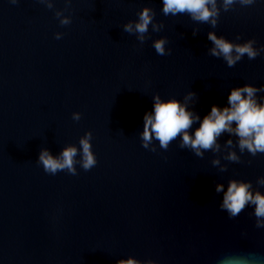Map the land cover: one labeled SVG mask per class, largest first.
Returning <instances> with one entry per match:
<instances>
[{
	"label": "water",
	"instance_id": "1",
	"mask_svg": "<svg viewBox=\"0 0 264 264\" xmlns=\"http://www.w3.org/2000/svg\"><path fill=\"white\" fill-rule=\"evenodd\" d=\"M215 2L213 25L165 15L162 0H0V264H264V219L251 205L230 217L215 191L235 180L264 192V153L228 132L202 156L179 137L167 149L140 138L156 94L195 92L201 118L246 84L264 104V0ZM145 9L148 31H125ZM209 33L260 54L229 67ZM88 133L90 170L79 156L75 174L37 163Z\"/></svg>",
	"mask_w": 264,
	"mask_h": 264
},
{
	"label": "clouds",
	"instance_id": "2",
	"mask_svg": "<svg viewBox=\"0 0 264 264\" xmlns=\"http://www.w3.org/2000/svg\"><path fill=\"white\" fill-rule=\"evenodd\" d=\"M17 0H13L16 3ZM235 0H224V8L227 10ZM165 15L188 13L194 20L200 22H211L215 24L218 16L215 0H162ZM241 3L249 4L252 0H241ZM152 22L150 10L145 9L140 15L135 27L126 25L124 30L144 34ZM67 23V21H64ZM195 34V33H194ZM59 38V36L57 37ZM213 48L210 54L222 56L229 67L234 66L245 54L249 59H255L260 50L254 47L255 41L244 44H233V42L217 37L214 33L208 34ZM165 41L154 43L158 55H165ZM258 89L252 85H244L230 91L227 104L223 107L212 105L210 112L201 116L192 110L189 101L196 96L190 92L182 101L175 97L165 99L159 94L153 96V107L143 117V131L140 138L142 146L149 148L153 140L159 141L162 149H167L170 143L179 137L180 147L192 150L197 156H202V150L213 149L217 145V139L223 133L228 132L239 137L241 150L247 149L253 154L264 153V104L257 101ZM73 119L79 120L80 115L74 114ZM199 124L193 130L194 124ZM231 141H229V144ZM84 170H90L97 163L96 154L92 149L91 133L86 134L79 141V146L68 145L59 152H53L44 148L40 151L38 161L44 171L55 175L58 171L67 170L75 174L77 157ZM232 159H235L233 154ZM215 191L223 193L221 209L226 210L230 217L239 215L246 206H254L255 215L258 219H264V192L253 191L251 185L242 181H230L225 190L223 184L216 185ZM118 264H141V262L130 256L118 261ZM225 264H240L239 261L229 259Z\"/></svg>",
	"mask_w": 264,
	"mask_h": 264
}]
</instances>
